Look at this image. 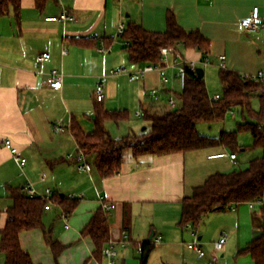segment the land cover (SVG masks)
<instances>
[{
	"label": "crops",
	"instance_id": "crops-1",
	"mask_svg": "<svg viewBox=\"0 0 264 264\" xmlns=\"http://www.w3.org/2000/svg\"><path fill=\"white\" fill-rule=\"evenodd\" d=\"M19 1V13L11 8L9 14L0 16V240L9 219L8 210L14 205L13 189L25 192V187L33 185L38 198L46 197L47 189H51V198L58 194L79 200L71 214L55 200L49 202L50 209L44 212L46 230L64 246L57 259L42 229L20 235L22 249L34 264H108L104 257L98 260L93 256L94 242L82 235L100 209L101 197L117 206L109 213L110 242L120 245L127 241L125 248H119L118 264H140L137 247L157 238H162V243L155 245L149 264L154 259L157 264H206L203 261L208 254L200 258L187 246L195 236L190 229L180 226L182 201L191 197L209 176L222 171L215 161L228 160L234 164L229 157L210 159L226 150L219 147L139 158L129 153L120 172L105 179L97 172L91 157L87 161L93 171L78 172L77 164L68 159L77 147L74 135L56 134L53 125L57 121L72 125L76 120L91 133L87 124L90 121L93 126L94 92L100 78L111 69L124 67L135 72L147 65L130 62L125 41L117 36L120 22L137 23L147 31L164 33L171 11L185 31H200L210 40L209 57L214 63L219 64V56L224 55L228 71L243 76L264 70V31L250 33L241 27V21L255 7L260 8L264 17V0H47L41 9L36 0ZM64 9L77 22L46 21ZM108 39L113 41V52L102 56L97 46ZM181 49L182 54L171 53L169 63L174 58L202 59L195 50ZM63 51L67 53L64 55ZM44 54H49L50 59L42 61ZM53 71L62 75L60 90L50 87ZM165 75L170 81L163 87L158 102L150 96V90L162 87L158 73H151L140 82L130 81L127 75L106 77L104 106L110 111H128L131 116L144 109L169 108L167 96L172 90L176 95L180 84L176 69L167 68ZM106 126L111 134L109 122ZM137 129L138 126L125 135H132ZM126 130L121 128L120 132L127 133ZM4 139H10L28 159L26 166L21 167L4 148ZM259 207L242 203L234 211H227L229 214L214 212L208 217L209 224L200 230L198 238L205 244L203 249L212 246L213 263L222 264L220 253L221 258L235 255L261 234L262 220L256 209ZM226 233L230 235L227 244L216 252L211 241L228 236ZM242 261L252 264L240 256L234 264ZM0 264H6L1 251Z\"/></svg>",
	"mask_w": 264,
	"mask_h": 264
},
{
	"label": "trees",
	"instance_id": "trees-1",
	"mask_svg": "<svg viewBox=\"0 0 264 264\" xmlns=\"http://www.w3.org/2000/svg\"><path fill=\"white\" fill-rule=\"evenodd\" d=\"M41 9L47 0H36ZM19 0H0V16L10 13L11 8L17 14L20 11ZM122 39L129 43L125 46L132 63L162 65L160 50L168 48L173 54H182L184 50H195L202 59L210 58L211 42L200 31H185L177 22L173 12L167 14V29L164 33L150 32L137 23L126 25ZM113 44L107 40L106 46ZM220 81L223 96L212 101L206 86L205 77L189 73L182 93L176 94L178 106L174 109H144L143 119L150 124L140 134H132L120 139L111 136L107 122L121 124L128 122L131 115L128 111H110L104 102L94 103V130L87 133L76 120L71 129L82 152L94 160V166L102 178H111L122 169L126 152L135 158L142 156H169L187 154L221 146L236 150L238 132L249 131L253 137V147L264 152V94L256 91L262 88L251 79L238 73L221 70ZM259 100V109H253L252 102ZM236 110L244 122L239 124V131H223L218 138H211L199 132L201 124L213 126L223 123L228 112ZM252 119V121H249ZM234 152V151H233ZM14 205L8 210L9 219L1 231L0 251L4 254L6 264H34L30 255L22 249L20 235L35 229L44 231L45 240L52 248L57 259L64 246L53 240L51 232L43 223L45 206L55 200L62 205L66 213H73L79 203L75 198L55 194L52 199L31 198L21 189H13ZM264 155L252 161L247 169L231 173L217 172L208 177L202 186L195 188L191 197L182 201L180 226L192 225L198 229L203 220L214 212H227L235 205L258 203V215L262 220L261 234L252 240L240 255H249L255 264H264ZM82 235L90 237L95 244L93 256L101 260L103 249L110 243L109 214L100 209ZM140 264H149L150 256L155 249L151 242L141 244ZM138 249V247H137ZM216 264V263H211Z\"/></svg>",
	"mask_w": 264,
	"mask_h": 264
},
{
	"label": "built area",
	"instance_id": "built-area-1",
	"mask_svg": "<svg viewBox=\"0 0 264 264\" xmlns=\"http://www.w3.org/2000/svg\"><path fill=\"white\" fill-rule=\"evenodd\" d=\"M47 22L50 23H75L77 22L76 17L67 9H64L60 14L47 17ZM241 27L246 32L255 33L264 31V17L261 15V11L259 7L253 8L251 14L249 17L243 19L241 21ZM126 31V24L123 22H120L117 29V36L119 38H122L124 33ZM126 46L129 45L128 42H124ZM97 52L102 56H107L113 52L112 47L106 46L103 41H101L97 46ZM67 51H63V54L65 55ZM161 55V62L165 63L167 66L163 67L161 65H146L141 68H139L135 72H129L126 68L120 67L116 69H111L105 75L100 78V80L97 83V87L94 92V99L95 101L101 103L105 101L106 95H105V87H104V79L106 77H117V76H123L127 75L132 82H140L147 78L148 75L151 73H158L161 77V83L162 87H157L152 90H150V96L153 98L155 102H158L162 97V89L167 85L170 81V79L165 75L166 69H176L177 70V79L180 84V88L183 91V89L186 86V80L189 73L195 74L197 72V69L203 66H210L212 64L210 58L201 59L200 61H194V60H187L182 58H174L171 63H169V57L171 55V51L164 47L160 50ZM49 54H44L42 56V61H47L50 59ZM219 67L221 70H228L227 62H226V56L221 55L219 56ZM52 81L50 83V87L56 90H60L63 85L62 81V75H60L57 71H53L52 73ZM244 78L251 79L253 82L264 86V70L259 71L255 75H243ZM221 97L215 96L212 101H218ZM167 106L170 109H174L178 106V101L176 99L175 93L172 90L168 96H167ZM235 115V114H234ZM135 117L137 119H143L144 112L142 110L138 111L135 114ZM53 131L56 134H65V133H72L71 125H66L63 121H57L53 125ZM4 148H6L14 160L21 166L24 167L28 164V159L24 157L20 151L14 147L12 141L10 139H4L2 142ZM229 157L230 160L237 165L238 162V156L236 153L233 154H227V153H220L217 155L210 156V159H219V158H226ZM68 159L70 161H73L77 164V170L79 173H91L93 171V166L91 163L87 161L86 155L82 152L79 145L77 144L76 150L73 153H70L68 155ZM26 194L31 198H38V192L36 188L33 185H28L25 187ZM53 192L51 189H47L46 191V199H52ZM70 198H75L74 196H70ZM101 208L104 212L110 213L114 209H116V204L110 203L106 201L104 197L100 198ZM261 205V202L258 203H250L251 208H254L255 205ZM236 206V205H235ZM235 206L231 208V210H235ZM50 205L48 203L47 206H45V210H49ZM186 228L193 229V235L195 236V242L188 244V248L193 251L195 254H197L200 258H203L206 255V252L203 249V244L201 241H199V234L197 232V229L195 230L192 225H188ZM228 242V236L223 235L221 240L219 242L214 243V250L216 252H220L223 250L225 245ZM154 245H158L162 243V238H157L152 242ZM127 246L126 239L120 244L116 245L112 242H110L104 249H103V257L107 260L108 264H118V260L120 258V252L119 248H125ZM142 251L141 245L138 247V252L140 253ZM217 260V258H215Z\"/></svg>",
	"mask_w": 264,
	"mask_h": 264
},
{
	"label": "rangeland",
	"instance_id": "rangeland-1",
	"mask_svg": "<svg viewBox=\"0 0 264 264\" xmlns=\"http://www.w3.org/2000/svg\"><path fill=\"white\" fill-rule=\"evenodd\" d=\"M211 62H212V64L210 66H203L202 65L200 68L204 69L207 91H208V94H209L210 98L213 99L215 96H218V95L220 97L223 96V86H222V83L220 81V71H221V69L219 67V64L216 61L214 63L213 60H211ZM176 89H177L175 91L176 93H178V94L182 93L180 88H176ZM256 93L257 94H264V86L262 88H259L256 91ZM164 104L161 105L162 108L164 107ZM252 105H253V109L257 111L259 109V100L257 98H255L253 100V102H252ZM135 114H136V112H135ZM249 121H252V119H249ZM242 122H244V120H243L242 116L238 113V111L232 110V111L228 112V114H227V116L225 118V121L223 123H219V124H216V125H213V126H209L207 124H201L199 126V132L202 135H205V136H208V137H211V138H218L223 131H227V132L239 131V129H238L239 128V124H241ZM87 125H88V129L87 130L89 132H92L93 131L92 123L89 121ZM120 126H121L122 129H125V130L127 129L128 132L126 130L125 132H127V133H123L122 134L120 132L121 128H118V125L116 123L109 122V128H110L112 136H114L116 138H119V137H122V136H126L127 134L130 133L129 130L130 129L133 130L134 127H136V126H138V129H137V131L134 134H140L142 132V129L144 127L148 126V123L144 119H142V120L141 119H136L135 115H133V116H131L130 121L125 122V123H121ZM253 144L254 143H253V137H252L251 132H249V131H239L238 132V147L236 148V150H232L230 148H226V147H223V146L220 147V148H223V150H226L228 152H233L234 151V153H236L237 156H239L238 164L237 165L232 164L228 160L215 161L216 165H219L221 168H223L222 171H219V172H221V173H231V172L239 170V169H243L244 170V169H247L249 167V165H250V163L252 161H254L256 159H261L263 157V155H264L263 150L261 148H254ZM226 151H223V152L225 153ZM129 153H131V152H129V151L126 152V156ZM256 209L258 211V208H256ZM227 214H229V212ZM211 215H214V214L213 213L209 214V216H207L203 220L202 224L197 229L198 234H199L200 230H203L205 228V226H208V224H209L208 223V219H209L208 217H212ZM188 229H190V232L192 234L193 233V229H191V228H188ZM194 229L196 230V228H194ZM212 232L214 233L215 231L212 230ZM226 234L228 235V237H230V235L228 233H226ZM222 236L216 242H219L221 240ZM194 242H195V239L191 240L189 243H187V246H188V244H191V243H194ZM211 242L212 243H216V242H213V241H211ZM201 243L203 245H205L204 242L201 241ZM233 243H234V240L230 243V245H232ZM247 246L248 245H245V247L242 250L246 249ZM211 247L207 245L204 248L206 254H208V257L205 258L204 261H203L206 264L213 263L211 261V255L213 254V251H212ZM226 250L227 249L225 248L223 253L224 252L226 253ZM242 250L239 251L238 253H236L235 255H231L230 256V255L227 254L223 258H221L222 253H220L219 254V260L222 261V264L226 263L227 261H228L227 262L228 264H234L235 258L240 256L242 258H247L248 261H252L251 263L255 264L254 261L252 260L251 256H249V255H240ZM138 260L140 262V255L138 257ZM154 260L155 261H153L152 264H157L156 259H154ZM241 263L243 264L244 261H242ZM181 264H187V263L182 262ZM216 264H219V263H216Z\"/></svg>",
	"mask_w": 264,
	"mask_h": 264
},
{
	"label": "water",
	"instance_id": "water-1",
	"mask_svg": "<svg viewBox=\"0 0 264 264\" xmlns=\"http://www.w3.org/2000/svg\"><path fill=\"white\" fill-rule=\"evenodd\" d=\"M196 75H197V77L199 78V79H202V78H204L205 77V72H204V69L203 68H198L197 69V72H196ZM146 130V127H144L143 128V131H145ZM151 239H152V237H151ZM201 237H199V241H201Z\"/></svg>",
	"mask_w": 264,
	"mask_h": 264
}]
</instances>
